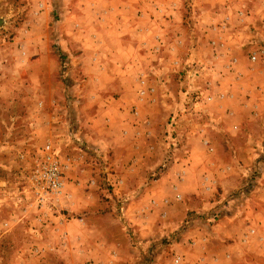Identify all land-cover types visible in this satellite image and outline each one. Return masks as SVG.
I'll list each match as a JSON object with an SVG mask.
<instances>
[{
	"label": "rangeland",
	"instance_id": "1",
	"mask_svg": "<svg viewBox=\"0 0 264 264\" xmlns=\"http://www.w3.org/2000/svg\"><path fill=\"white\" fill-rule=\"evenodd\" d=\"M197 25L218 27L199 51ZM179 38L201 74L185 84ZM124 50L139 72L118 118L97 91ZM154 59L156 85L188 91L173 112L148 99ZM51 164L62 192L37 194ZM0 264H264V0H0Z\"/></svg>",
	"mask_w": 264,
	"mask_h": 264
},
{
	"label": "crops",
	"instance_id": "2",
	"mask_svg": "<svg viewBox=\"0 0 264 264\" xmlns=\"http://www.w3.org/2000/svg\"><path fill=\"white\" fill-rule=\"evenodd\" d=\"M229 13V9L228 8H226V11L224 12V13H222V14H228ZM212 26V25H211ZM210 25H207L206 27L207 28H204L203 27V25H201V26H198L197 25V27H198V29H196V30H198L197 32H196V41H195V47H196V49H197V51H199L200 50V47H202L201 46V43H202V40H203V37H204V31L203 30H206V32H207V35H206V37L208 38V40H215V39H217V35H218V32H217V29H218V27H217V25H213L212 27H211ZM225 26V25H224ZM232 30L234 31V33H232L231 34V37H233L234 36V38L231 40V43L233 44L232 46L230 45L229 47H228V50H231V51H234V52H236V49H238L239 48V44L241 43V38H240V36H239V34H240V32L235 28V27H233L232 28ZM220 37H222V35L220 34L219 35ZM251 36V35H250ZM182 38V37H181ZM181 38H179V44H180V46H179V49L176 51V54L178 53V52H180L178 55H177V62H180V65H182V64H184L185 63V65L183 66V67H185V72H183V73H181V75H180V79L181 78H183L184 79V84L185 83H187V81L189 82V80L190 79H195L196 80V78L198 79V76L199 75H201V74H199V72H197L196 70H195V74H197V75H195V74H193V76H191V73L189 72V70L187 69L188 67H187V65L186 64H188V61H191V60H193V59H191L192 58V56H193V52L194 51H191V53H189V54H187L186 52L187 51H183L184 50V42H185V40L184 41H181L182 39ZM240 38V39H239ZM250 40V42H256V39H249ZM123 42L126 44L127 42L125 41V40H123ZM215 43V42H214ZM218 42L216 41V43L215 44H217ZM230 43V44H231ZM124 46H126V47H128V45H124ZM227 48V47H226ZM195 49V50H196ZM214 49H219V46H215V48ZM225 49V48H224ZM214 51H213V49L211 50V54H210V62H211V64H215V63H219L218 61H219V59L217 58V56H214V53H213ZM233 52V53H234ZM128 53H129V50H124L123 51V55H124V58L123 59H119L118 61H119V65H118V67H116L114 70L116 71V73H118V75L116 76H114V77H106V78H103V81H106V82H108V80H114L113 81V84H116V87H114V88H110V87H107V88H105V89H100V87H99V91H97V96H98V94H103V96L104 97H110V96H113L112 98H106V100H108L109 101V103H111L112 105H106V107L104 108V111L106 112V113H113L114 115H118L117 117L118 118H120L121 116L122 117H124L125 115V113H128L129 112V110H130V108L128 109L127 108V106L129 107V102H128V100H127V97L131 94V95H133V96H135V98H136V89H137V83L135 82V77H137V73L136 72H139L138 70V67L136 66V63H138L139 62V60L138 59H128ZM228 54H229V52H228ZM228 54H225L224 53V60L225 61H227V62H229V58H231L230 57V55H228ZM185 55H187V56H185ZM234 55H236L235 53H234ZM180 56H183L184 57V59H181V57ZM237 56V55H236ZM179 57H180V59H179ZM200 59H201V57H200ZM238 59V58H237ZM236 59V60H237ZM80 60H82V59H80ZM198 60V59H197ZM136 62V63H135ZM163 62H164V64L166 65V64H168V62H170V59H163ZM132 64V65H131ZM197 64H199V63H197ZM156 66H157V62L155 61V59H154V61H152V63L150 64V67H149V69L150 68H152L153 69V74H152V76H154L153 78H154V83H151L152 84V91L151 92H149V94H148V99L151 101H153V102H155L156 103V100H157V97H161L162 96V98H163V102L165 103V112H173L174 110H176V106H174V103H175V99H176V97H179V98H183V97H186V95H187V93H188V91H187V89H185L183 86L178 90V93H177V91L176 92H172V88H170V86H169V84L167 83L168 82V80L169 79H171V76H170V74H166V72H165V70H167V68H168V66H165L164 67V72H165V74H164V76H163V82H162V85H159V83H160V79L159 80H157V81H159V83L156 85V79H155V69H156ZM200 65H198V67H199ZM200 68V67H199ZM198 68V69H199ZM152 70H150V72H151ZM141 72V71H140ZM182 72V71H181ZM136 73V74H135ZM211 73V75L210 76H213L214 75V73H213V71H211L210 72ZM208 77H209V75H208ZM208 77H205V78H207L208 79ZM99 78V81H100V83L102 82V78L101 77H98ZM115 78H118L117 79V81H116V79ZM213 78V77H212ZM182 80V79H181ZM186 81V82H185ZM108 84V83H107ZM207 84L209 85V90L206 92V93H208L209 94V91L211 90V92H212V90H213V85H215L214 84V82H213V80H211V81H206V86H207ZM103 85V83H101V86ZM184 89V90H183ZM186 91V92H185ZM116 93V94H115ZM177 93V94H176ZM203 91H200L199 92V94H201L200 95V97L199 98H197V102H196V104H193L192 103V101H190L189 103H190V105L189 106H183V105H181V109L182 110H184L185 112H187V110H189V111H191V110H193V108H195L196 110L197 109H202L203 107H204V105L202 104L203 102H202V99H203ZM175 95H176V97H175ZM114 96H117V97H115V99H114ZM211 97H213V96H211ZM190 99V98H189ZM198 100H200L199 102H198ZM135 100L133 99V102H134ZM132 104V103H131ZM152 105V104H151ZM154 105V104H153ZM138 107H139V105H137ZM207 108V107H206ZM208 108H209V106H208ZM208 108L206 109V110H208ZM106 109V110H105ZM137 109V113H141V112H143V111H141V109H139V108H136ZM211 109V108H210ZM143 110V109H142ZM203 110V109H202ZM212 110H213V108H212ZM153 114L154 113V111H150L149 112V114ZM148 116H150V115H148ZM131 118V120L133 121V122H135L136 124H138L139 123V126H136V127H140V125H141V117H140V115H139V117H137V118H134V119H132V116H130ZM174 119H175V117L174 118H172V121H174ZM168 121L169 120H167V122H166V124L168 125ZM122 123L124 122V123H128V122H130L129 120H127L126 118H124V120L123 121H121ZM121 122H120V124H121ZM148 125L150 126V125H152L153 126V124L154 123H157V120H156V116L155 115H153V117H151V118H148ZM172 126V125H171ZM120 139V138H119ZM113 142H115V143H117L118 142V140L117 139H113V140H111L110 141V144H112ZM102 145V143H100V144H98L97 146L98 147H100ZM109 146H111V145H109ZM98 147H95V151L97 152V155L101 158V156H102V158H107L108 159V161H107V164L108 163H110L111 162V156H113V154H111V156L110 157H107V156H105V152H104V150H103V146L100 148V149H98ZM90 148H92V147H90ZM108 150V149H107ZM93 155L95 156V154L93 153ZM115 158H117L116 157V155L114 156ZM113 157V158H114ZM136 160H134V159H132V161H136L137 162V158H135ZM189 168H191V166H189ZM133 170H135V169H132L131 167H129L128 168V171L129 172H133ZM129 172H127V175H130V174H128ZM189 172V174H191V171H188ZM119 172H117V171H115V176H117V177H121V176H123L122 174H118ZM132 174V173H131ZM228 220H231V219H228ZM218 225H219V223H218Z\"/></svg>",
	"mask_w": 264,
	"mask_h": 264
},
{
	"label": "built area",
	"instance_id": "3",
	"mask_svg": "<svg viewBox=\"0 0 264 264\" xmlns=\"http://www.w3.org/2000/svg\"><path fill=\"white\" fill-rule=\"evenodd\" d=\"M250 59L256 60V55H250ZM34 183L37 194L39 190H50L54 194H60L63 187L61 170L56 164L45 166L35 173Z\"/></svg>",
	"mask_w": 264,
	"mask_h": 264
}]
</instances>
